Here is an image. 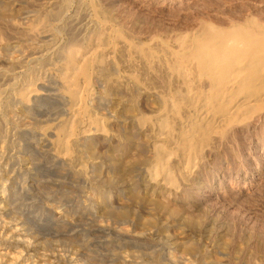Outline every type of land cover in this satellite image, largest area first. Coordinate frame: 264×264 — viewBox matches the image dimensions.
Returning <instances> with one entry per match:
<instances>
[{"label": "bare ground", "instance_id": "obj_1", "mask_svg": "<svg viewBox=\"0 0 264 264\" xmlns=\"http://www.w3.org/2000/svg\"><path fill=\"white\" fill-rule=\"evenodd\" d=\"M83 1L92 17L85 21L87 32L80 41L71 32L64 44L56 38V27L61 31L67 24L62 16L67 0L55 1L24 29L37 50L7 58L9 67H0V264H228L209 260L206 248L187 240L165 246L162 261L149 258L151 252L145 251L156 244L135 230L133 220L141 229L156 225L112 203L108 188L121 182L112 176L102 179L94 140L108 141L111 117L106 111L115 120L122 118V110L135 113L134 100L122 102L120 93L115 109L106 101L121 83L117 56L125 55L128 62L140 59L149 72L165 68L169 77L152 87L161 99L158 111L137 112L131 119L155 135L151 161L144 167L155 192L179 188L183 170L198 167L213 144L233 129L264 120V20L247 15L224 26L203 21L193 34H181L173 42L154 37L142 44L116 27L96 0ZM42 34L46 41L36 43ZM5 51L1 47L0 55ZM142 81L133 75L125 85L136 88ZM98 86L103 87L101 97L94 94ZM40 101L52 106L38 108ZM57 114L63 117L55 124L41 119ZM119 150L118 145L112 149ZM121 172L130 177L134 167ZM88 185L91 193L80 198L76 193ZM169 223L158 227L166 237Z\"/></svg>", "mask_w": 264, "mask_h": 264}, {"label": "rangeland", "instance_id": "obj_2", "mask_svg": "<svg viewBox=\"0 0 264 264\" xmlns=\"http://www.w3.org/2000/svg\"><path fill=\"white\" fill-rule=\"evenodd\" d=\"M55 1L61 0H0V48L6 49L4 55H0V67L2 69L9 67L7 58H18L20 55L30 54L37 50V48L31 47L27 41L24 29L38 14L43 15L52 8L56 3ZM95 2L109 19H113L112 23L116 27L123 28L126 36H132L134 40L142 44L154 41V37L155 40L162 38L173 42L176 36L193 34L198 24L203 21L224 26L230 21H242L245 16L250 15L264 20V0H96ZM65 4L62 16H65L63 17L65 24L70 26L66 24L61 31L60 28L56 27L54 31L56 38L63 44L67 41L65 39L70 36L69 32L76 40L80 41L87 32L83 30L84 23L90 21L92 17L89 8L86 9L87 3L83 0H71V3L70 0H67ZM66 7L70 9L68 10ZM42 38L44 41L47 39L42 34L36 37L34 41L38 43ZM124 56L120 54L117 56L116 76L118 80L120 78L119 82L121 83L117 86L115 93L106 96V101H111L109 102L110 106L115 109L117 103L120 106L116 99L120 95L122 102L128 103V101L134 100L135 113H127L122 110L120 114L122 118L115 120L114 113H111L110 110L106 111L107 116L111 117L108 123L110 124L108 141H104L102 138L94 140V150L102 164V179L108 181L109 178H113L114 180L119 179L121 182L119 187L108 188L112 203L116 207L124 206L125 209L127 208L126 210L136 211L140 216L143 215V218L154 221L156 227L141 229L140 225L133 220L135 230L146 234L148 240L156 244V246L154 245L145 251L151 252L149 258L162 261L165 246L171 247V244L177 240H187L198 245L201 244L200 246L206 248L209 260H219L228 264H263L264 120L257 118L244 130L242 128L233 129L228 137L216 142L217 144H213L214 146L209 148L210 151L208 149L204 152L202 162L198 167L192 170L184 169L183 172L186 175L184 174L181 180L177 177V184L180 186L177 187L179 188L165 189L160 187L155 192V187L148 180L146 170L152 158V146L150 145L155 141L153 139L155 135H152L153 132L150 129L140 128L132 122L131 118L137 112L149 115L158 111L161 99L157 100L158 96L152 91H155L154 86H162L163 80L169 77L166 76L169 73L165 71V68L160 67H158V69L160 68L158 74L149 72L140 59L133 58L128 62ZM129 71L133 74H129ZM159 71L163 73V75L160 74L162 77L159 75ZM133 75L142 77L143 84L128 89L125 81ZM96 88L95 96L101 97L103 87L98 86ZM116 93H120V95L117 94L116 96ZM135 95L138 96L135 97ZM45 103V101H40L36 106L38 108L48 106L47 109L52 106ZM95 111L106 113L99 108ZM61 116V114H57L41 119L48 120L51 125L57 123L63 117ZM31 117L39 120V117L34 114ZM115 121H118L117 124ZM117 145L120 150L113 152V147ZM128 166L134 167V172L130 177L121 172ZM107 176L112 177L107 179ZM151 190L155 193L150 201L146 196ZM90 191L88 185L76 194L83 198L90 194ZM168 220L171 221L169 223L171 226L168 228V236L166 237L158 231V227L164 225ZM128 221L130 222L131 219ZM138 252L144 253L142 250Z\"/></svg>", "mask_w": 264, "mask_h": 264}]
</instances>
